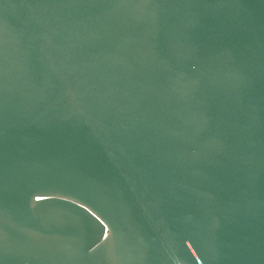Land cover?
Masks as SVG:
<instances>
[{
  "label": "water",
  "instance_id": "water-1",
  "mask_svg": "<svg viewBox=\"0 0 264 264\" xmlns=\"http://www.w3.org/2000/svg\"><path fill=\"white\" fill-rule=\"evenodd\" d=\"M0 264H264V0H0Z\"/></svg>",
  "mask_w": 264,
  "mask_h": 264
}]
</instances>
